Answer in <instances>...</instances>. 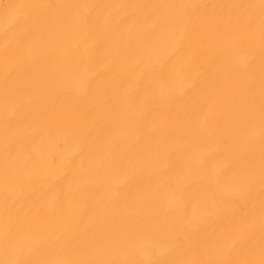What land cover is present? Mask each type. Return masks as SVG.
Returning a JSON list of instances; mask_svg holds the SVG:
<instances>
[{
    "label": "bare ground",
    "instance_id": "bare-ground-1",
    "mask_svg": "<svg viewBox=\"0 0 264 264\" xmlns=\"http://www.w3.org/2000/svg\"><path fill=\"white\" fill-rule=\"evenodd\" d=\"M0 264H264V0H0Z\"/></svg>",
    "mask_w": 264,
    "mask_h": 264
}]
</instances>
